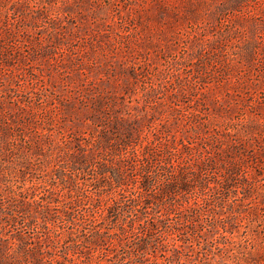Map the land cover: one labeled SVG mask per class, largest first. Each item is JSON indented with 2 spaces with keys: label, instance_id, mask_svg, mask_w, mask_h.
<instances>
[{
  "label": "rangeland",
  "instance_id": "rangeland-1",
  "mask_svg": "<svg viewBox=\"0 0 264 264\" xmlns=\"http://www.w3.org/2000/svg\"><path fill=\"white\" fill-rule=\"evenodd\" d=\"M0 264H264V0H0Z\"/></svg>",
  "mask_w": 264,
  "mask_h": 264
}]
</instances>
